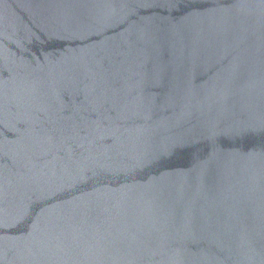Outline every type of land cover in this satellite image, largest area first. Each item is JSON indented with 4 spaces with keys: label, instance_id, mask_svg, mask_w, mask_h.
Segmentation results:
<instances>
[{
    "label": "water",
    "instance_id": "1",
    "mask_svg": "<svg viewBox=\"0 0 264 264\" xmlns=\"http://www.w3.org/2000/svg\"><path fill=\"white\" fill-rule=\"evenodd\" d=\"M0 264H264V0H0Z\"/></svg>",
    "mask_w": 264,
    "mask_h": 264
}]
</instances>
